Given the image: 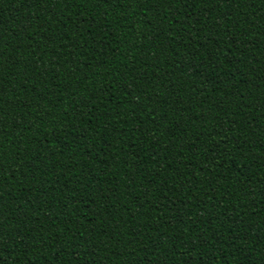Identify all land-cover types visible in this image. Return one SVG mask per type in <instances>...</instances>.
<instances>
[{
  "label": "trees",
  "instance_id": "16d2710c",
  "mask_svg": "<svg viewBox=\"0 0 264 264\" xmlns=\"http://www.w3.org/2000/svg\"><path fill=\"white\" fill-rule=\"evenodd\" d=\"M0 53V264H264V0H0Z\"/></svg>",
  "mask_w": 264,
  "mask_h": 264
},
{
  "label": "snow or ice",
  "instance_id": "6c2138e0",
  "mask_svg": "<svg viewBox=\"0 0 264 264\" xmlns=\"http://www.w3.org/2000/svg\"><path fill=\"white\" fill-rule=\"evenodd\" d=\"M185 2H186V0H185ZM157 3H159L161 5H168V6H170L172 4L179 5L180 0H157ZM2 65H3V55H2V53H0V72L3 71ZM3 96H4V94L2 92H0V102L3 101ZM9 99H11V98L9 97ZM4 115H5V113L3 111V108L0 107V116H4ZM0 197H2V189H0ZM3 239H4V237L2 235V232H0V241H2ZM154 243H155V241H154ZM16 245H17V247H19L18 242H16Z\"/></svg>",
  "mask_w": 264,
  "mask_h": 264
}]
</instances>
